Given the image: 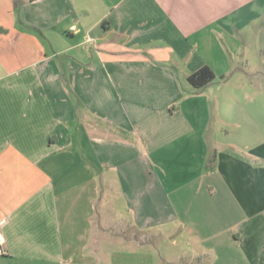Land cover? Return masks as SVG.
Listing matches in <instances>:
<instances>
[{"label": "crops", "instance_id": "crops-1", "mask_svg": "<svg viewBox=\"0 0 264 264\" xmlns=\"http://www.w3.org/2000/svg\"><path fill=\"white\" fill-rule=\"evenodd\" d=\"M263 66L264 0H0V264H264Z\"/></svg>", "mask_w": 264, "mask_h": 264}, {"label": "trees", "instance_id": "trees-1", "mask_svg": "<svg viewBox=\"0 0 264 264\" xmlns=\"http://www.w3.org/2000/svg\"><path fill=\"white\" fill-rule=\"evenodd\" d=\"M16 8L23 4V0H13ZM216 75L213 69L209 66H203L197 71L192 72L188 79L197 88H203L215 79Z\"/></svg>", "mask_w": 264, "mask_h": 264}, {"label": "rangeland", "instance_id": "rangeland-1", "mask_svg": "<svg viewBox=\"0 0 264 264\" xmlns=\"http://www.w3.org/2000/svg\"><path fill=\"white\" fill-rule=\"evenodd\" d=\"M27 1H30V0H27ZM41 38L42 39H44V37L43 36H41ZM240 66H242V65H240ZM242 71V70H241ZM260 71H261V73H260V75H261V80L259 81V83H263V86H264V66H263V68L262 69H260ZM245 98V97H244ZM243 98V99H244ZM245 100V99H244ZM256 102H258V105L259 104H261L263 107H262V115H263V117H264V95H258L257 96V101ZM243 103H250V101H243Z\"/></svg>", "mask_w": 264, "mask_h": 264}, {"label": "built area", "instance_id": "built-area-1", "mask_svg": "<svg viewBox=\"0 0 264 264\" xmlns=\"http://www.w3.org/2000/svg\"><path fill=\"white\" fill-rule=\"evenodd\" d=\"M4 245H5V240L2 234L0 233V255L6 254V249Z\"/></svg>", "mask_w": 264, "mask_h": 264}]
</instances>
